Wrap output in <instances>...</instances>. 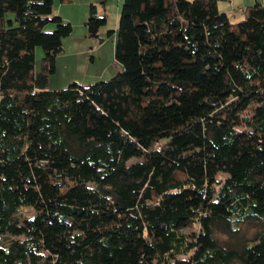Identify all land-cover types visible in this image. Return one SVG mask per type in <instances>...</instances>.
<instances>
[{"label":"trees","instance_id":"obj_1","mask_svg":"<svg viewBox=\"0 0 264 264\" xmlns=\"http://www.w3.org/2000/svg\"><path fill=\"white\" fill-rule=\"evenodd\" d=\"M239 13L123 0L119 72L49 91L72 25L0 0V264H264V3Z\"/></svg>","mask_w":264,"mask_h":264},{"label":"rangeland","instance_id":"obj_2","mask_svg":"<svg viewBox=\"0 0 264 264\" xmlns=\"http://www.w3.org/2000/svg\"><path fill=\"white\" fill-rule=\"evenodd\" d=\"M59 1L60 0H55L56 11H59V9H57ZM102 1L103 0H67L63 7L60 8L61 16H58H60L64 22L72 25L73 38L78 37V40L81 43H86L83 38L86 33L83 23L87 20L88 6L90 4L96 6V12L99 16L103 14L106 15V24L99 31L100 39L90 40L95 48L93 53H88L85 56L74 54V47L63 44L64 50L69 51V55L62 57L60 60L58 59L55 72L49 77L47 88L49 91L63 90L73 83H77L81 86H88L99 81H107L119 72L117 71L120 70L119 66H116L117 64L114 60V44L115 38L118 34L119 12L123 0H105V4H101ZM256 1L264 3V0ZM256 1L217 0V5L221 12H225L231 17L232 22H239L242 19L239 10L254 5ZM233 16L235 17L233 18ZM48 31H52V29H48ZM112 31L115 33H112ZM72 35L70 37H72ZM98 45H101L100 49H97ZM92 57L93 61L91 62ZM41 59L42 50L40 47H37L34 63L35 73L41 72ZM89 78H92L95 81L88 83ZM26 214L30 215L31 212L26 211Z\"/></svg>","mask_w":264,"mask_h":264},{"label":"crops","instance_id":"obj_3","mask_svg":"<svg viewBox=\"0 0 264 264\" xmlns=\"http://www.w3.org/2000/svg\"><path fill=\"white\" fill-rule=\"evenodd\" d=\"M67 0H60L59 2H58V7H57V9H59V11L57 10H55V0H53V4H54V14H57V15H60V8H62L63 7V5L65 4V2H66ZM256 1V0H255ZM241 10H239V12H240ZM228 15V14H227ZM61 16V15H60ZM86 17V16H85ZM85 17H84V19H85ZM230 17V16H229ZM235 16H233V18H234ZM62 19V18H61ZM63 20V19H62ZM64 21V20H63ZM84 39H85V41H86V43H81L79 40H78V37H74L73 38V35H72V37L71 38H68V39H66V40H64L63 41V44L64 45H69L70 47H74V50H73V52H74V54H80L81 56H85L86 54H88V53H93L94 51H95V48L93 47V43H91V41L88 39V38H86V36L84 35V37H83ZM90 45H92V46H90ZM102 45V44H101ZM101 45H98L97 46V49H100L101 48ZM78 49H79V51H78ZM96 49V50H97ZM69 55V51H66V50H64V48H63V51H62V53L61 54H59L58 56H57V59H56V64H58V59L60 60L62 57H64V56H68ZM93 61V57L91 58V62ZM114 64V63H113ZM115 68L117 69V67L115 66ZM118 71V70H117ZM93 81H95L94 79H92V78H89L88 79V83H92ZM83 85H87V84H83Z\"/></svg>","mask_w":264,"mask_h":264}]
</instances>
